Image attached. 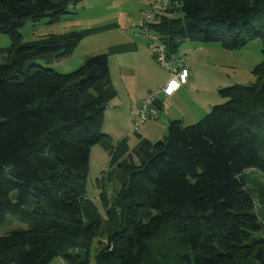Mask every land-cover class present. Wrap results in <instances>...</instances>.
<instances>
[{
  "label": "trees",
  "instance_id": "obj_1",
  "mask_svg": "<svg viewBox=\"0 0 264 264\" xmlns=\"http://www.w3.org/2000/svg\"><path fill=\"white\" fill-rule=\"evenodd\" d=\"M79 1L0 0V35L12 41L0 48V227L27 226L0 228V264H91L88 250L96 264H264V62L254 84L221 89L225 103L202 121L116 145L103 131L116 97L109 57L128 46L60 74L44 65L89 31L19 33ZM148 27L170 59L186 40L237 51L264 43V0H170ZM95 145L111 156L101 210L87 192Z\"/></svg>",
  "mask_w": 264,
  "mask_h": 264
},
{
  "label": "rangeland",
  "instance_id": "obj_2",
  "mask_svg": "<svg viewBox=\"0 0 264 264\" xmlns=\"http://www.w3.org/2000/svg\"><path fill=\"white\" fill-rule=\"evenodd\" d=\"M154 1L152 0L151 5ZM144 3L145 0H81L72 5L69 9L70 15L64 16L59 22L51 23L52 18L47 17L36 24L29 22L24 28L19 30V33L23 36L24 42H34L49 35L89 31L73 49L70 57L44 65L45 68L53 69L60 74H69L81 68L90 57L109 53L114 45L125 43V37L120 32L123 27L122 24L121 26L119 24L121 12L144 11L146 9L143 8ZM141 16L143 17L142 13L137 19H133L134 24L131 28L132 32L136 33L139 38L145 39L140 28L137 27V30L133 29L137 26ZM175 17L179 16L175 15ZM115 25L119 26L116 27ZM125 35L127 34L125 33ZM183 44L182 47L184 48L190 44L200 48V51L193 58L198 68L197 85L191 89L190 93H183L182 91L179 94L185 104V106L182 104L179 106L187 117V122H185L184 126H191L202 121L212 111L213 107L225 103L226 100L219 94L221 89L235 85L248 86L254 84L256 79L253 75V70L264 62V43L262 40L251 41L246 47L237 51H226L219 43L203 45L202 43H192V41L186 40ZM11 45L12 41L9 36L0 35V48H7ZM202 48L205 50L203 51ZM112 64L114 65L113 62ZM157 64L160 68L161 65L158 62ZM162 68L161 70H165ZM191 82L193 83V79ZM196 102H199L202 107H195ZM199 114L201 118L195 120ZM163 118H165L164 114L160 120H164ZM149 122L154 123L151 120ZM151 132L153 133L151 134L153 139H158L159 137L163 140L169 135V127L166 130L164 126L160 127L158 133L154 130ZM154 141L158 142L159 140ZM110 166V154L102 149L100 145H95L91 150L87 192L100 210L102 209L100 201L102 186L100 180L102 177L107 176ZM9 218L13 217L9 216ZM0 228L1 234L4 235L14 228L26 229L27 226L15 218L10 226L7 225ZM94 253V250H88L87 253L91 264H96ZM50 264H70V262L65 256L61 255Z\"/></svg>",
  "mask_w": 264,
  "mask_h": 264
},
{
  "label": "crops",
  "instance_id": "obj_3",
  "mask_svg": "<svg viewBox=\"0 0 264 264\" xmlns=\"http://www.w3.org/2000/svg\"><path fill=\"white\" fill-rule=\"evenodd\" d=\"M151 3L152 0H145L143 8L146 9L144 11L135 10L131 12H121L119 24L120 26L122 24L123 27L120 29V32L125 37L126 42L114 45V47L127 45L128 49L123 52L115 53L109 57L112 84L116 91V97L107 105L103 131L111 137L116 145L126 139L131 149L143 139L149 140L152 143H156L154 140L161 141L159 137L158 139H153L151 137V134H153L151 132L152 130L158 133L159 128L163 126L166 130L167 127L175 121L181 122L184 125L185 122H187V117L179 106L181 104L185 106V104L181 100L182 97H180L179 94L182 91L183 93H190L191 89L197 85L198 68L193 58L200 51V48L194 46V44H190L184 48L182 47L184 44H181L177 53V58L190 70L188 83L182 86L170 99L162 100L159 118L151 120L154 123L149 122V120L142 125L138 132L135 133L133 131L136 108L141 105L147 93L156 90L160 91L166 86L170 79V71L165 68H162L165 70H161V67L159 68L147 38H139L136 33L132 32L131 28L134 24L133 19H137L141 13L143 15V13L151 7ZM141 18L138 21H140ZM115 26L117 27L119 25ZM133 29L137 30L138 28L136 26ZM125 33L127 35H125ZM193 42L194 41H192V43ZM202 50L204 51L205 49L202 48ZM192 79L193 83L191 82ZM195 107L201 108L202 106L199 102H196ZM163 114L165 118H163L164 120H160ZM200 118L199 114L196 116L195 120Z\"/></svg>",
  "mask_w": 264,
  "mask_h": 264
},
{
  "label": "built area",
  "instance_id": "obj_4",
  "mask_svg": "<svg viewBox=\"0 0 264 264\" xmlns=\"http://www.w3.org/2000/svg\"><path fill=\"white\" fill-rule=\"evenodd\" d=\"M170 0H155L154 3L144 13L137 23L142 35L147 38L156 61L161 67L170 71V79L166 86L160 91H151L146 94L141 105L135 110V122L133 131L136 133L141 126L149 120H156L160 115V106L163 99H170L178 90L186 85L189 80L190 70L177 57L171 59L167 56L166 46L158 36L151 33L148 25L153 23L155 17L168 8ZM174 63V64H173Z\"/></svg>",
  "mask_w": 264,
  "mask_h": 264
},
{
  "label": "clouds",
  "instance_id": "obj_5",
  "mask_svg": "<svg viewBox=\"0 0 264 264\" xmlns=\"http://www.w3.org/2000/svg\"><path fill=\"white\" fill-rule=\"evenodd\" d=\"M161 107V106H160Z\"/></svg>",
  "mask_w": 264,
  "mask_h": 264
}]
</instances>
